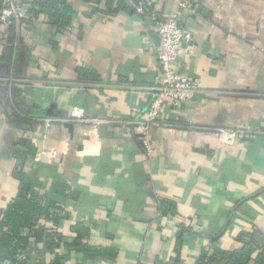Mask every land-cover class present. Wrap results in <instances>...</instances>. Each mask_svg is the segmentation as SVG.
<instances>
[{
	"label": "crops",
	"instance_id": "crops-1",
	"mask_svg": "<svg viewBox=\"0 0 264 264\" xmlns=\"http://www.w3.org/2000/svg\"><path fill=\"white\" fill-rule=\"evenodd\" d=\"M37 3L0 19V208L23 166L38 199L56 201L43 224L69 238L85 226L83 241L115 249L84 264H214L248 241L252 264L264 245V0H67L61 29ZM155 13L193 31L180 65L203 88L165 103L145 135L161 75ZM225 127L246 132L228 145ZM70 254L66 264L88 259Z\"/></svg>",
	"mask_w": 264,
	"mask_h": 264
},
{
	"label": "trees",
	"instance_id": "trees-1",
	"mask_svg": "<svg viewBox=\"0 0 264 264\" xmlns=\"http://www.w3.org/2000/svg\"><path fill=\"white\" fill-rule=\"evenodd\" d=\"M4 1L0 0V16L5 7ZM37 4L40 5V12L48 14L56 29L63 28L72 14L67 0H38ZM27 154L20 156L21 160H25ZM14 175L21 181V187L17 196L0 208V264H41L46 253L53 254L50 264H66L71 251L88 258L82 262L84 264L90 258H108L112 253L113 256L116 254L114 248H100L83 241V237L88 234L85 226H74L77 236L69 238L57 228L43 224L41 219L50 217V210L56 206V201L46 205L42 199H38L36 187L23 166H19ZM260 242L263 243L264 238ZM62 245L68 250L65 254L59 251ZM262 246L252 264H264V245ZM252 250L253 243L248 241L242 248L208 258L214 264H220V261L222 264H250ZM206 257L204 253L200 262ZM156 264L165 263L158 259Z\"/></svg>",
	"mask_w": 264,
	"mask_h": 264
},
{
	"label": "built area",
	"instance_id": "built-area-1",
	"mask_svg": "<svg viewBox=\"0 0 264 264\" xmlns=\"http://www.w3.org/2000/svg\"><path fill=\"white\" fill-rule=\"evenodd\" d=\"M30 1L32 0H5L1 21L6 25L14 21L20 22L26 15V5ZM152 18L157 24V57L161 66V75L152 86L153 97L148 108L144 110V118L140 121V127H143L145 135L151 125L159 123L165 103L180 107L193 99L203 88L201 80L182 69L180 65L181 58L194 51L193 31L180 23L177 14L168 16L155 13ZM71 116L77 121L91 123L94 127L105 122L102 119L87 117L83 109L78 107L72 109ZM47 122L51 124L53 121L47 119ZM245 132L243 128H219L218 138L221 143L232 145L243 137Z\"/></svg>",
	"mask_w": 264,
	"mask_h": 264
},
{
	"label": "water",
	"instance_id": "water-1",
	"mask_svg": "<svg viewBox=\"0 0 264 264\" xmlns=\"http://www.w3.org/2000/svg\"><path fill=\"white\" fill-rule=\"evenodd\" d=\"M67 126H69L70 128H72L73 125H72V124H68ZM99 128H100L101 131L105 130V129H106V128H105V124H103V123L100 124V125H99ZM101 133H102V132H101ZM102 134H103V133H102Z\"/></svg>",
	"mask_w": 264,
	"mask_h": 264
}]
</instances>
